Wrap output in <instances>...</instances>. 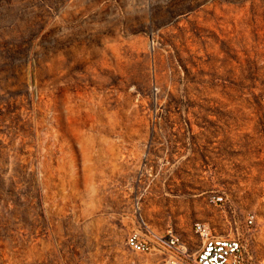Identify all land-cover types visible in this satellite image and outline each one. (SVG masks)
Wrapping results in <instances>:
<instances>
[{"label": "rangeland", "instance_id": "obj_1", "mask_svg": "<svg viewBox=\"0 0 264 264\" xmlns=\"http://www.w3.org/2000/svg\"><path fill=\"white\" fill-rule=\"evenodd\" d=\"M137 201L264 260V0H0V264H161Z\"/></svg>", "mask_w": 264, "mask_h": 264}, {"label": "built area", "instance_id": "obj_2", "mask_svg": "<svg viewBox=\"0 0 264 264\" xmlns=\"http://www.w3.org/2000/svg\"><path fill=\"white\" fill-rule=\"evenodd\" d=\"M212 200L222 204L225 198L217 193ZM130 216L135 223L126 233V244L137 253L156 256L161 264H264L238 231L217 234L207 221L196 220L191 226L193 239L188 241L172 226L157 230L146 223L139 201L133 204ZM253 223L254 214L247 213L246 227L250 228Z\"/></svg>", "mask_w": 264, "mask_h": 264}]
</instances>
